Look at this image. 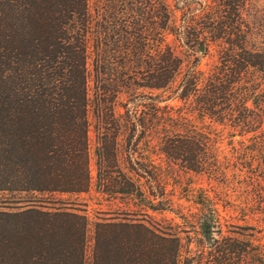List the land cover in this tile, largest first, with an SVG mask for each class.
I'll return each instance as SVG.
<instances>
[{
    "label": "trees",
    "instance_id": "trees-1",
    "mask_svg": "<svg viewBox=\"0 0 264 264\" xmlns=\"http://www.w3.org/2000/svg\"><path fill=\"white\" fill-rule=\"evenodd\" d=\"M92 1L0 0V264H87V218L45 196L91 190L93 107L96 188L122 196L126 211L96 223L92 264H181L183 238L148 221L172 212L168 181L149 159L122 166L123 128L128 147L153 138L168 160L211 176L228 172L217 147L227 131L242 144L234 180L244 172L246 191H264V42L252 45L246 0ZM214 47L219 59L203 70ZM142 92L160 95L118 117L120 97ZM198 200L199 214L181 215L196 264L207 248L213 264L247 252L213 237L218 211ZM133 212L143 219L126 218Z\"/></svg>",
    "mask_w": 264,
    "mask_h": 264
},
{
    "label": "rangeland",
    "instance_id": "rangeland-1",
    "mask_svg": "<svg viewBox=\"0 0 264 264\" xmlns=\"http://www.w3.org/2000/svg\"><path fill=\"white\" fill-rule=\"evenodd\" d=\"M199 3H203L204 0H194ZM92 2H95L93 0ZM244 14L249 24L248 31L251 32L253 47H260L264 42V0H246ZM181 16H179L180 18ZM173 43L176 47L177 53L183 57L185 63L188 61L189 52L187 48L182 47L180 43L176 42L173 38ZM219 48L214 47L211 51V55L201 61V68L208 70L219 59ZM138 96L128 98L127 96H121L116 104L115 112L118 117L125 114L126 108H129L132 112L137 110L140 103L144 100H148L150 97L158 100L160 92H145L139 93ZM169 92L164 93L163 97H167ZM151 100H149L150 102ZM91 129L89 133L90 139V151H91V170L93 177V186L87 193L81 194H53L45 196V199H51L52 201H60L49 205L50 207H62L65 209H71L74 212L87 218L89 223L88 228V242H87V264H92V251L94 247V228L96 223L103 220H115L119 217H123L125 213L126 201L122 196H109L101 193L96 188V176H97V142L101 137V131L96 129V114L94 107L91 109L90 114ZM121 123H125L121 121ZM124 127V126H123ZM217 132L223 131L218 126H213ZM140 133V129L138 134ZM119 139V157L122 161V166L127 168V160L131 155L133 161H141L149 159L152 160L154 165L161 167L164 173V178L168 181L166 190L168 198L172 201V212H163L162 214L150 213L152 216L148 221L155 226L156 223L167 227H173V233H178L182 241L180 261L181 264L192 262L196 264L197 259L194 257L198 254V248L195 243L188 246V240L186 237H196L193 233V228L187 225L181 218V215L199 214L200 210L204 207L197 204L198 199L204 197L208 203L206 209H216L219 214V224L216 225L214 238L219 242H234L239 246L247 248V252H241L236 255H229L226 260V264H261L255 259L257 253L255 250H260L264 263V191L254 193L246 191V185L250 181L248 175L244 172L239 174L238 179L234 180L235 167L237 160L234 155L233 149H239L242 144L239 143L240 137H232L225 131L223 140L217 145L219 149V162L221 165L228 169L226 175L221 174L218 176H211L208 173H196L185 170L178 164L168 160L164 154H162L156 142L151 138L149 141H143L138 149L131 145L128 147L126 143V137L128 131L123 128L120 132ZM249 144V141H245ZM137 150V152H134ZM136 179V176H135ZM206 197V198H205ZM1 202V200H0ZM135 201H130L132 206ZM3 205H0V208ZM127 207V206H126ZM133 208V207H132ZM131 209V208H128ZM134 210V209H133ZM203 211H201L202 213ZM178 213V214H177ZM211 213V212H210ZM205 214V212H204ZM129 219L141 220L143 217L138 212H133L131 216L126 217ZM208 241L206 240V243ZM209 246V244H208ZM203 264H213L214 260L211 257V248L205 250Z\"/></svg>",
    "mask_w": 264,
    "mask_h": 264
}]
</instances>
